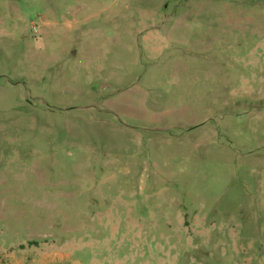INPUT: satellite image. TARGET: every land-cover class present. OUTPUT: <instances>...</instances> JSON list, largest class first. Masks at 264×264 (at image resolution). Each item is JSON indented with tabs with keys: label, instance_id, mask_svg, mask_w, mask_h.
I'll list each match as a JSON object with an SVG mask.
<instances>
[{
	"label": "rangeland",
	"instance_id": "1",
	"mask_svg": "<svg viewBox=\"0 0 264 264\" xmlns=\"http://www.w3.org/2000/svg\"><path fill=\"white\" fill-rule=\"evenodd\" d=\"M0 264H264V0H0Z\"/></svg>",
	"mask_w": 264,
	"mask_h": 264
}]
</instances>
